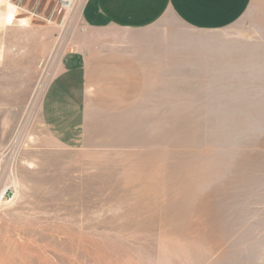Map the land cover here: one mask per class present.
I'll return each instance as SVG.
<instances>
[{"label": "rangeland", "instance_id": "obj_1", "mask_svg": "<svg viewBox=\"0 0 264 264\" xmlns=\"http://www.w3.org/2000/svg\"><path fill=\"white\" fill-rule=\"evenodd\" d=\"M62 1L0 0V264H264V0L221 29L112 30L138 86L77 147L42 115L84 36L88 0Z\"/></svg>", "mask_w": 264, "mask_h": 264}, {"label": "crops", "instance_id": "obj_2", "mask_svg": "<svg viewBox=\"0 0 264 264\" xmlns=\"http://www.w3.org/2000/svg\"><path fill=\"white\" fill-rule=\"evenodd\" d=\"M250 4L251 0H88L84 36L77 47L63 53L43 98L48 131L62 144L81 146L90 106L112 109L132 103L140 64L131 39L112 35V30L143 32L168 14L194 29H221L242 17ZM96 32L110 35H90ZM91 41L101 48H85Z\"/></svg>", "mask_w": 264, "mask_h": 264}, {"label": "bare ground", "instance_id": "obj_3", "mask_svg": "<svg viewBox=\"0 0 264 264\" xmlns=\"http://www.w3.org/2000/svg\"><path fill=\"white\" fill-rule=\"evenodd\" d=\"M14 13H15L14 7L13 6H9L8 7V11H7V20L8 21H11L13 19Z\"/></svg>", "mask_w": 264, "mask_h": 264}, {"label": "built area", "instance_id": "obj_4", "mask_svg": "<svg viewBox=\"0 0 264 264\" xmlns=\"http://www.w3.org/2000/svg\"><path fill=\"white\" fill-rule=\"evenodd\" d=\"M72 2H73L72 0H63L62 4H63L64 7L68 8V7H71Z\"/></svg>", "mask_w": 264, "mask_h": 264}]
</instances>
